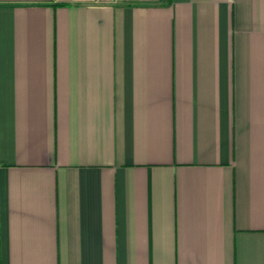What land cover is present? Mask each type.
Wrapping results in <instances>:
<instances>
[{"label":"crops","instance_id":"1","mask_svg":"<svg viewBox=\"0 0 264 264\" xmlns=\"http://www.w3.org/2000/svg\"><path fill=\"white\" fill-rule=\"evenodd\" d=\"M0 264H264V0H0Z\"/></svg>","mask_w":264,"mask_h":264},{"label":"built area","instance_id":"2","mask_svg":"<svg viewBox=\"0 0 264 264\" xmlns=\"http://www.w3.org/2000/svg\"><path fill=\"white\" fill-rule=\"evenodd\" d=\"M98 2H107L109 0H97Z\"/></svg>","mask_w":264,"mask_h":264}]
</instances>
